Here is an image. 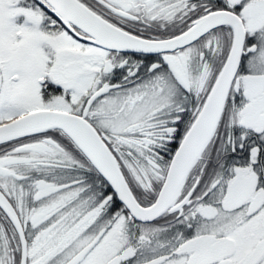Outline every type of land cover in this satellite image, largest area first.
I'll list each match as a JSON object with an SVG mask.
<instances>
[{"label":"snow or ice","instance_id":"obj_1","mask_svg":"<svg viewBox=\"0 0 264 264\" xmlns=\"http://www.w3.org/2000/svg\"><path fill=\"white\" fill-rule=\"evenodd\" d=\"M0 264H264V0H0Z\"/></svg>","mask_w":264,"mask_h":264}]
</instances>
